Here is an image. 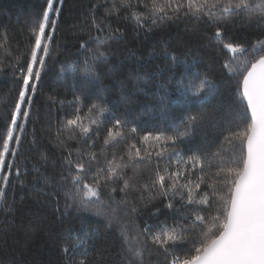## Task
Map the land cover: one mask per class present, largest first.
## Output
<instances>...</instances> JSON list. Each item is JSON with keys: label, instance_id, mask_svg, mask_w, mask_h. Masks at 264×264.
Listing matches in <instances>:
<instances>
[{"label": "trees", "instance_id": "16d2710c", "mask_svg": "<svg viewBox=\"0 0 264 264\" xmlns=\"http://www.w3.org/2000/svg\"><path fill=\"white\" fill-rule=\"evenodd\" d=\"M113 5L118 12L112 10ZM151 5L152 0H64L46 68L33 95L31 119L17 155L6 157L13 168L5 195L0 198V264H78L85 249L88 264H130L133 257L128 251L129 243L150 249L135 264H167L163 249H157L150 239L145 246L144 228L150 226L155 232L161 226L190 225L191 219H181L189 213L181 209L183 202L179 197L174 200L175 208L169 210L165 208L168 198L158 196L148 201L149 192L142 185H151L157 166L161 171H176L178 157L171 146L161 157L150 148V159L129 161L127 152L132 143L146 147L139 137L147 132L173 135L183 131L190 115L202 114L204 120L193 135L174 147L183 160L193 155L202 159L206 183L201 185V191L209 193L210 211L216 214V202L206 184L212 182L217 167H227L229 152L239 155L242 150L240 141L228 145L225 140L244 127L237 100V77L222 67L230 53L215 41V25H209L206 19L181 16L178 20L157 19L153 24L149 18ZM45 6L46 0H0V141L18 94L19 73L14 75V65L22 54L27 59L33 42L29 28ZM133 13L141 14V20L137 21ZM250 15L248 11L237 12L221 25L227 28L226 36L232 42L248 49L238 56L240 60L251 61L264 54H251L253 45L259 49L257 42L264 41V24L255 18L249 22ZM93 17L101 23L102 30H97ZM116 29L120 30L116 38H110ZM85 41L88 48L82 49L80 44ZM98 44L99 51L107 56L106 62L96 63L98 79L85 81L82 74L74 76L73 66L83 69L86 57L91 64ZM173 54L177 57L175 62ZM196 75H207L215 86L214 94H185V86ZM76 95L82 100L81 116L93 103L108 111L91 126L87 136L77 131L69 139L63 126L75 116L71 102ZM116 118L126 121L125 136L105 145L107 131ZM132 127L137 134L128 132ZM60 140L64 141L63 146ZM76 149L96 153L92 172L97 167L106 168V161L113 155L123 156L128 163L123 171L134 187L120 192L123 181L110 183L100 188L99 201L94 198L87 207L78 200H68L64 193L72 184L61 180V175L67 176L69 171L63 157L72 151L75 160ZM85 163L87 166L86 159ZM16 168L20 169L19 175ZM7 172L5 167L4 173ZM200 175L195 170L192 179ZM86 182H91L90 173L86 174ZM111 187L117 191L110 195ZM66 202L72 205L67 210ZM133 206L136 211H132ZM73 247L79 249L75 255ZM190 247L191 241L177 249L176 254L183 255Z\"/></svg>", "mask_w": 264, "mask_h": 264}, {"label": "snow or ice", "instance_id": "6c2138e0", "mask_svg": "<svg viewBox=\"0 0 264 264\" xmlns=\"http://www.w3.org/2000/svg\"><path fill=\"white\" fill-rule=\"evenodd\" d=\"M121 2L127 3V0H121ZM63 5L64 0H46L42 15L32 21L29 28L33 42L27 59H23L22 54L14 65V75L15 72L19 73V88L9 123L0 141V198L5 195V186L8 184L13 168V164L8 162L6 157L17 155L25 126L31 119L33 95L37 92L42 73L45 71L46 58L50 54V46ZM112 10L119 11L115 5ZM112 10L108 12L109 15ZM242 11L251 13L249 22L255 18L257 23L264 24V0H163V2L152 0L149 18H152L153 24L157 19L178 20L183 16L201 21L206 19L209 25H215L213 38L221 49L230 53V57L224 61L222 67L237 77V100L242 107L240 117L244 121L242 131L232 132L225 137L228 145H233L234 141H240L242 146L240 154L237 155L234 151L229 152L227 167H217L212 182L206 184V187L211 190L212 200L216 202L215 215H212L210 211L212 201H210L209 193L201 191V185L206 183L202 159L193 155L183 160L180 152L174 147L178 142H182L183 138L196 132L204 120V115H190L184 122L183 131L173 135L162 131L145 133L139 137L141 144L146 146L143 149L137 147L135 143L128 146L129 161L136 158L150 159L153 155L150 148L154 150L155 156L161 157L168 151L169 146L172 153L178 157L176 171H169L167 168L161 171L157 166L151 185H142V188L149 192L148 201L158 196L168 198L165 208L169 210L175 208L174 200L179 197L183 202L181 209L189 213L181 219H191L190 225L177 223L173 226H161L155 232L151 231L150 226L144 228L145 246L150 239L151 244L157 249H163L167 264H264V54L251 61L240 60L238 56L248 49L240 43L232 42L226 36L227 28L221 26L228 16ZM133 15L137 21L142 18L141 14L133 13ZM93 24L97 30H102L101 23H97L95 17H93ZM119 31L116 29L115 32L110 33V38H116V33ZM257 44L261 47L258 49L256 45H253L252 55H255L257 51L264 52V41H258ZM80 47L87 49L88 43L82 42ZM172 59L175 62L177 57L173 54ZM91 60L90 64L89 58H85L83 69L79 65L73 66L74 76L82 74L85 81L98 79L95 71L96 63L107 60L105 53L99 51V44L97 54L92 56ZM184 92L186 95L191 92L192 96L200 97L205 93L214 94L215 86L207 75L203 78L196 75L185 86ZM71 103L75 105V116L67 119L63 126L69 132V139L74 138L77 131L87 136L91 126L96 125L99 117L108 111L101 104L93 103L88 107L87 113L81 116V97L74 96ZM85 120H87L86 123ZM125 128L126 121L116 118L107 131L104 144L108 145L117 141L118 138H123ZM17 132L20 134H16ZM128 132L137 134V129L132 127L128 129ZM57 135L59 136L60 133L58 132ZM59 143L63 146L64 141L60 140ZM13 144L16 147H13ZM72 157V151H68L67 156L63 157V163L67 165L69 171L67 176L61 175V180L70 181L72 184V188L64 193L68 200L73 202L78 200L82 206L87 207L94 198L99 201L100 188L107 187L110 183L123 181L119 188L120 192H126L134 187L123 171L128 167L123 156L113 155L111 160L106 161V168L97 167L95 172L91 169L92 162L97 160L95 152L82 153L80 149H76V159ZM41 158L44 159V157ZM5 167L8 169L7 173H4ZM195 170H198L201 175L193 180ZM16 173L19 175V168H16ZM89 173L91 174L90 183L86 182V174ZM181 180L184 182L182 183ZM116 191V187H111L109 194ZM50 195H58V193ZM141 199L145 198L141 196ZM194 205L197 207L193 208ZM71 206L66 202L65 210ZM132 211H136L135 206ZM159 211L157 209L156 213ZM124 238L128 240L127 235ZM132 239L135 240L138 237ZM189 241H191V247L183 255L176 254V250L182 249ZM68 250L66 248L65 252ZM72 250L74 255L79 252V249L75 247ZM128 251L133 257L130 264H135L136 259L142 261L144 252L150 249L129 243ZM80 254L83 259L78 264H88L87 250ZM169 255H171L170 259Z\"/></svg>", "mask_w": 264, "mask_h": 264}]
</instances>
